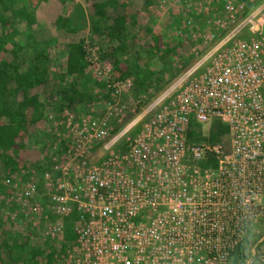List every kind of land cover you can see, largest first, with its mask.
<instances>
[{
	"label": "built area",
	"instance_id": "2783aa9c",
	"mask_svg": "<svg viewBox=\"0 0 264 264\" xmlns=\"http://www.w3.org/2000/svg\"><path fill=\"white\" fill-rule=\"evenodd\" d=\"M211 5L220 6L211 19L223 35L111 140L123 139L121 151L98 162L87 155L120 116L117 100L98 115L64 111V164L41 175L57 219L49 235L64 241L60 219L77 213L59 264H230L243 242L247 263L264 264V0H193L192 11L209 15ZM84 50L112 95L131 87L130 78L113 79L97 46L85 41ZM215 120L227 145L193 139ZM208 155L215 167L203 165ZM37 194L33 180L20 198Z\"/></svg>",
	"mask_w": 264,
	"mask_h": 264
},
{
	"label": "trees",
	"instance_id": "16d2710c",
	"mask_svg": "<svg viewBox=\"0 0 264 264\" xmlns=\"http://www.w3.org/2000/svg\"><path fill=\"white\" fill-rule=\"evenodd\" d=\"M83 1L92 20L90 38L95 41L91 43L98 47L100 61L113 62L115 81L131 79L129 89L134 99L141 94L147 99L153 98L190 63L191 55L186 53L187 46L192 44L188 24L173 40L165 30L149 26L151 29L144 31L137 29L138 36L145 37L143 45L139 46L134 41L137 38L134 25L140 19V9L157 0ZM138 1L141 5L136 7L135 2ZM73 7L72 0H0L1 181L11 182L15 177L27 176L26 173L32 171V164L38 162L42 152L30 151L25 141L36 146L40 143V136H37L43 133L49 113L60 115L64 102L92 99L96 84L101 86L98 88L101 94L107 88V81L95 83L86 74L89 64L83 37L70 36L61 41L37 32V29L44 30L50 26L74 35L76 30L69 21ZM184 14L192 16L190 11ZM61 42L65 44L66 58L60 67L55 63L53 48ZM66 79L68 83L64 82ZM47 89L51 92L47 93ZM57 90L63 91L60 102L56 101ZM103 96L107 97V94ZM140 102L143 104L145 100ZM136 131L137 128L132 133ZM196 134L194 140L216 143L223 141L227 128L215 120L207 137ZM203 165L215 167L216 160L208 155ZM6 192L7 187L0 185V264H59L61 253L76 238L73 231L76 211L66 217L64 241L59 242L60 245L49 241L33 244L28 235L16 234L6 228L8 218L3 212L12 204L7 201ZM244 244H239L233 251L232 264H241L245 255Z\"/></svg>",
	"mask_w": 264,
	"mask_h": 264
},
{
	"label": "rangeland",
	"instance_id": "374dc122",
	"mask_svg": "<svg viewBox=\"0 0 264 264\" xmlns=\"http://www.w3.org/2000/svg\"><path fill=\"white\" fill-rule=\"evenodd\" d=\"M72 1L74 3V7L69 14V20L71 26L76 30L74 35L64 33L62 30L58 31L56 28H51L50 26H46L44 30L37 29L38 34L41 35L45 33L48 36L50 35L57 37L61 41H66L67 37L72 36L73 38L83 37L85 41L94 42L95 40L90 38L92 36V20L85 2L83 0ZM135 3L136 7L141 5V2L139 1ZM186 3H188L189 6H186ZM192 6L193 0H157L154 5L151 3L146 4L140 9V19H138L137 24L134 25V29H143L142 27L147 24L149 26H157L159 27L158 30L163 29V31L165 30L168 32V34L170 33L169 37L171 40L177 38L179 35L178 33L184 29L185 24L190 25V29L187 30L192 35V44L187 46L188 51L186 53L187 55H191V60L183 71L190 68L198 59H200L224 33L223 31L216 29L212 23V15L218 13L219 10L217 5L210 6L211 12L209 15H195L192 11ZM180 9L182 13L180 12ZM188 10L192 14L191 17H187L184 14L185 12L188 14ZM207 36L208 38H206ZM144 39V36H137V38L135 37L134 41H136L139 46H142ZM53 53L56 65H59L60 67L63 66L66 58L65 44L61 42L55 46L53 48ZM107 63L113 67L112 61ZM174 63L176 64V62ZM182 72H180L178 76L169 82L160 92L169 87L179 77V75H181ZM86 74L90 75L93 82L95 83H101L102 81H105L104 79H97L90 70H88ZM76 78L78 79L79 76H76ZM64 82L68 83V79L64 80ZM98 88H101V86L96 84L92 94V99L77 100L73 102L70 101V103L64 102V106L62 108V112H60V115L59 113H49L47 116L48 122H46L45 125L46 129L43 128V133L37 136V138L40 136V143H38L37 146L35 143H30L28 140L25 141L27 149L30 151L40 150L42 152V155H40L37 160L38 162L36 161V164H32V171L26 173L27 176L21 177V175H19L11 182L8 180L1 181L0 179V185L7 187V201L12 203L3 212L5 217L8 218L6 220V228L10 229L16 234L28 235L29 238H31V242L33 244L41 245L44 241H49L60 245L58 240L51 237L48 233V227L57 219L50 213L48 207L46 206V188L43 185L41 174L53 163L64 164L66 150L68 149L71 141V136L68 129L66 128L64 111L66 110L68 113H71L77 117L98 115L104 110L106 102L109 99H111V101H118L121 110L120 116L112 122L108 137L100 141H94L87 147L88 159L91 162H98L104 157L108 156L110 153L121 151L124 148V141L122 138L118 139L114 144L110 143L111 140L126 126H128L129 123L135 121L144 108L150 102H152V100H154V97L157 94L160 93L158 92L153 98L150 99H147L144 94H141L137 99H134L132 97L131 89L123 92L120 97H116L112 95L111 91L108 90L109 88H104L105 90L103 91V94H101V91H98ZM46 92L50 93L51 91L47 89ZM104 94H107V97L103 96ZM55 97L56 101L60 102L63 97V91L57 90ZM141 100H145V103H139ZM205 132L208 133V130ZM228 140L229 139H227L226 135L223 139V142L227 145ZM47 160L48 162L46 164ZM33 180L38 185V194L33 199L23 202V199L20 198V193L25 185L29 181ZM1 199L2 195H0V200ZM66 220L67 218L60 219V222L64 225V227L66 225ZM244 245L245 255L241 261V264H248L247 258H250V244L245 243ZM230 264H232V258Z\"/></svg>",
	"mask_w": 264,
	"mask_h": 264
},
{
	"label": "crops",
	"instance_id": "0c3cea01",
	"mask_svg": "<svg viewBox=\"0 0 264 264\" xmlns=\"http://www.w3.org/2000/svg\"><path fill=\"white\" fill-rule=\"evenodd\" d=\"M154 4H155V3H153L152 5H154ZM217 7H218V9H219L220 6H217ZM149 9H150V8H149ZM219 11H220V9H219ZM219 11H218V12H219ZM69 21H70V20H69ZM150 27H151L152 29H156V28H157V26H153V25H150ZM150 27H149V25L147 24V25H144L142 28H143V29H151ZM137 29H139V28H137ZM137 29H134V33L138 36ZM143 29H142V30H143ZM143 31H144V30H143Z\"/></svg>",
	"mask_w": 264,
	"mask_h": 264
}]
</instances>
